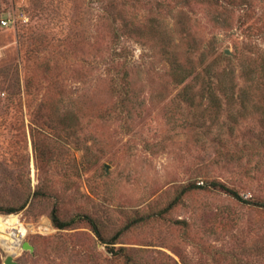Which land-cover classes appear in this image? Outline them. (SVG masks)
<instances>
[{"label": "rangeland", "instance_id": "rangeland-1", "mask_svg": "<svg viewBox=\"0 0 264 264\" xmlns=\"http://www.w3.org/2000/svg\"><path fill=\"white\" fill-rule=\"evenodd\" d=\"M250 1L254 9L247 0H144L107 18L106 0H0V20L26 14L0 22V217L17 215L27 229L22 238L0 231V264L9 254L22 264H124L112 246L142 264H264V211L209 187L171 205L184 186L214 179L264 199L259 154L242 163L219 155L248 144L264 158V107H245L236 92L216 109L196 75L203 51L209 60L264 48L253 36L264 0ZM157 14L172 47L110 36ZM171 50L194 69L184 79ZM124 73L128 95L116 82ZM54 208L62 220L89 216L102 236L86 217L55 227Z\"/></svg>", "mask_w": 264, "mask_h": 264}, {"label": "trees", "instance_id": "trees-1", "mask_svg": "<svg viewBox=\"0 0 264 264\" xmlns=\"http://www.w3.org/2000/svg\"><path fill=\"white\" fill-rule=\"evenodd\" d=\"M144 0H106L105 11L107 13V18H110L114 15H120L121 12H125L128 3L134 7H138L143 4ZM183 5H189V0H182ZM247 5L250 8L254 9V4L250 0H247ZM160 13V12H159ZM154 14V12L152 13ZM153 16V15H152ZM254 17V15L252 16ZM251 17V18H252ZM255 25L256 32L255 37L260 38L264 37V20L260 21V17L256 19ZM260 21V23H259ZM1 22V20H0ZM131 24V22H127L121 29L115 28L113 34L110 33V36L120 41L121 38L125 35H129L130 37H140L147 38V40L151 41L155 45L162 46V40L165 39L167 47H172L171 40H173V35L170 33L169 29L165 22V17L162 14H157L149 19V24L147 22L136 21ZM182 25V24H181ZM147 26L152 28L151 30L154 33H150L147 31ZM186 31H188L187 28ZM109 32H107L108 34ZM156 34V36H154ZM190 38L189 33L187 32L183 38ZM194 43V42H193ZM256 44V43H255ZM258 44V43H257ZM171 45V46H170ZM251 46L254 52L252 53H244L241 50H238L235 53V56L231 55H223V53H219L217 55L208 53L211 57L214 56L211 60H207V53L205 51L202 52L201 58L198 61L200 63L201 69L197 71V76L201 79V88L202 92H206L209 95L214 97V107L216 109H220L222 106L220 104L221 98H233L234 93L239 92L240 102L246 106L248 103L254 99L258 102V104L264 107V48L262 46H257L256 49ZM191 47V46H190ZM192 46L191 48H193ZM190 49V48H189ZM246 49V48H245ZM175 51V49L173 48ZM176 53V52H175ZM172 50L170 51V60L171 67L174 72V75L177 77H181L182 79L186 78L192 71H194L191 65L183 64L177 55ZM237 58V59H236ZM236 60L240 61V65L237 66L235 64ZM117 63V66L124 67L125 65L120 60L114 61ZM238 67V68H237ZM237 71H240V76L237 74ZM120 76V75H118ZM240 77H243L244 80L240 81ZM130 77L128 73H124L120 78L117 77V83L120 82L119 91L124 95H128V87H129ZM123 102L127 100V96L123 99ZM256 103V102H254ZM220 154H224L223 160L229 159L233 162L242 163L245 159L249 160L252 156L259 154V160L255 163L256 166L264 165V158L260 159V155L262 154L261 150H254L248 144L242 145L241 147H237L234 144V147L228 148L225 152L220 151ZM221 155V156H222ZM229 155V156H228ZM214 188L218 190H222L239 203L247 204L257 209L264 211V199L262 198H246L242 195L237 189L232 186H229L227 183L219 180H211L207 181L206 184L198 183V181L194 182V184L186 185L182 188L180 195L178 194L175 201L171 202V205L176 204L182 195H184L187 191L193 188ZM168 209V208H167ZM18 209H12L8 212H14ZM166 211V209H165ZM84 217V218H83ZM89 219L91 221L92 227L95 233L98 236H102L101 232L94 220H92L89 216H81L77 215L70 220H62L58 214L56 208L51 212V218L55 227L59 229H67L72 227L75 222H78L82 219ZM179 222L186 223L184 220H178ZM111 243H116L113 241ZM108 252L115 257L116 259H122L124 264H142L139 259L133 256L125 247L120 246L119 248H108Z\"/></svg>", "mask_w": 264, "mask_h": 264}, {"label": "bare ground", "instance_id": "bare-ground-1", "mask_svg": "<svg viewBox=\"0 0 264 264\" xmlns=\"http://www.w3.org/2000/svg\"><path fill=\"white\" fill-rule=\"evenodd\" d=\"M8 228L17 229L19 232V237L22 238L26 235L27 229L22 225L17 215H7L5 217H0V231H6ZM18 242L11 239L8 244V249L11 251L17 250Z\"/></svg>", "mask_w": 264, "mask_h": 264}, {"label": "built area", "instance_id": "built-area-1", "mask_svg": "<svg viewBox=\"0 0 264 264\" xmlns=\"http://www.w3.org/2000/svg\"><path fill=\"white\" fill-rule=\"evenodd\" d=\"M17 19H21V20H25L26 19V14L25 12H20L19 14H17L16 16H5L1 19V25L3 27L6 26H10L13 22H15ZM0 57H1V53H0Z\"/></svg>", "mask_w": 264, "mask_h": 264}, {"label": "water", "instance_id": "water-1", "mask_svg": "<svg viewBox=\"0 0 264 264\" xmlns=\"http://www.w3.org/2000/svg\"><path fill=\"white\" fill-rule=\"evenodd\" d=\"M226 53H230L231 51L229 49L226 50ZM22 247L24 249H29V250H33V246L28 242V241H23L22 243ZM5 263L6 264H22L20 263L18 260H16V258L14 257L13 254H9L6 259H5Z\"/></svg>", "mask_w": 264, "mask_h": 264}]
</instances>
